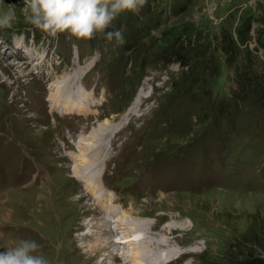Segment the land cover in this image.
<instances>
[{
    "label": "rangeland",
    "instance_id": "1",
    "mask_svg": "<svg viewBox=\"0 0 264 264\" xmlns=\"http://www.w3.org/2000/svg\"><path fill=\"white\" fill-rule=\"evenodd\" d=\"M9 5L17 18L0 29V251L31 239L49 264H120L125 249L114 221L134 209V217L157 223L155 236L144 232L143 239L161 233L174 250L188 253L170 264H235L248 247L264 257V105L233 102L219 115L236 90L221 52L214 51L220 75L205 89L195 87L196 98L180 93V64L158 55L200 33L207 44L223 29L238 38L242 19L252 18L242 47L264 73V0H148L107 29H124L120 45L102 33L50 35L25 22L23 0H0V12ZM80 70L82 96L90 99L79 102L90 112L54 109L50 93ZM207 89L210 106L200 105ZM130 108L136 115L123 122ZM107 120L112 127L97 133L98 168L86 175L101 177L102 188L115 193L123 209L113 214L84 190L68 156Z\"/></svg>",
    "mask_w": 264,
    "mask_h": 264
},
{
    "label": "trees",
    "instance_id": "2",
    "mask_svg": "<svg viewBox=\"0 0 264 264\" xmlns=\"http://www.w3.org/2000/svg\"><path fill=\"white\" fill-rule=\"evenodd\" d=\"M262 22L264 23V16ZM251 28L252 18H243L238 29V38L228 30L223 29L221 35L215 38L216 42L214 44L216 43V47L213 49V53L214 44H207L202 40L203 34L200 33L185 39H178L172 46L163 49L158 55L161 61L167 65L180 64L185 71L182 73L181 92L180 90L179 92L184 94L183 96L194 94L192 98H196L199 93L194 90L195 87L200 88V90L205 89L211 80L220 75V60L214 55V51L221 52L225 56L226 66L235 72L236 90L232 91V100L225 99L221 106L217 108L219 115L225 114L233 102L253 101L256 104L264 105V73L258 69V57L248 48L243 49L242 47L250 41ZM260 33L263 37L264 27ZM151 43V41H148L146 46L142 44V47H145L143 52L146 51V48L149 49L148 46ZM136 46L139 47L140 45L136 43ZM135 47L131 48V51L136 49ZM262 47H264V43H262ZM140 56L141 54L138 57L141 64V62L144 63V60ZM178 85L179 83L176 84V86ZM210 93L208 89L204 91L203 96L201 95L202 97L198 100L200 105L203 103L210 106L209 102L206 103L207 99L210 101ZM234 260L236 261L235 264H264V257L259 256L252 247H248L246 251L238 252Z\"/></svg>",
    "mask_w": 264,
    "mask_h": 264
},
{
    "label": "bare ground",
    "instance_id": "3",
    "mask_svg": "<svg viewBox=\"0 0 264 264\" xmlns=\"http://www.w3.org/2000/svg\"><path fill=\"white\" fill-rule=\"evenodd\" d=\"M81 75L83 74L80 70V74L79 73L77 74L76 72L73 77L68 78L69 80L68 79L66 80L65 77V80L59 82L58 85L56 86L57 91L56 92L52 91V93H50L51 95L50 100L52 101L51 104L54 105V109L57 107H61L66 112H72V113L75 111L90 112V108L88 107V105L86 106L84 103L81 104L79 102L80 100L82 101L84 99L82 95H84L85 93V91H83L81 89V86L79 85L80 82H82ZM66 87L67 89H65ZM54 88L55 85H52V89ZM86 96H87V100H89L90 95H86ZM140 97L142 96H139V100ZM135 110L136 108H130L128 112L124 115L123 122L130 120L131 116L136 115ZM103 126L104 128L102 129L99 128V130L98 128L93 129L91 135L87 136V139L79 140L77 142V147L80 148L79 153H75V154L72 153L68 156H70V158H72L74 161V167L72 168L73 169L72 171L76 178H82L80 180L84 184L83 186L84 190L87 193H91L93 195L95 199L94 202L96 203L97 206H100L101 208L103 207L105 209H110L111 211H109L108 213L113 214L118 210L120 211L123 209L121 205L117 204L115 193L114 195H112L111 193L105 190V187L102 188L103 185H101V182L99 181L101 177L97 178L92 174L86 175L87 172L93 170L95 171L96 170L95 168H98V166L95 167L96 159L93 157V155L96 154V152H98V142L100 141V135L98 134L101 133V131H104L108 126L112 127V122L107 120ZM79 137L83 138L82 135ZM113 141L114 139H112V142ZM102 149H104L103 152H105V148L103 147ZM81 173L84 174V177L81 176ZM121 212H122V216H120L117 221H114L116 223L117 232H119L122 236V240H119V242L117 241V244L120 245V242L123 241L122 244L124 243L125 245L123 246L125 250L123 251V253H121L119 258L121 259L120 264H128L127 262H136V264H170L175 262L177 258L185 257L188 255L187 252L174 250L173 246L170 245V239L166 238L167 234L164 236L166 239L161 238V233L158 234L156 240V238L154 237L155 235L153 230L157 226V223H152L147 220H143V218L134 217V214L136 212L134 209L132 211L130 209L129 210L126 209V210H122ZM168 226L169 229H167L168 230L167 233L169 232L170 229H171L170 233H173V231L175 230L172 229L173 226L172 225H168ZM110 231L112 232L113 230L111 229ZM144 232H148L149 234L154 235L151 238L155 240L151 238L143 239L142 236ZM106 243L110 244L108 242ZM100 247H102V245H99L97 249H100ZM127 249L129 250L128 253H127Z\"/></svg>",
    "mask_w": 264,
    "mask_h": 264
},
{
    "label": "clouds",
    "instance_id": "4",
    "mask_svg": "<svg viewBox=\"0 0 264 264\" xmlns=\"http://www.w3.org/2000/svg\"><path fill=\"white\" fill-rule=\"evenodd\" d=\"M148 0H23L21 13L27 24L50 35L70 33L78 39H92L102 33L116 45L126 43L123 28L113 21L124 12L138 13ZM17 18L15 5L0 12V29L11 28ZM0 251V264H49L37 254L41 245L35 240L18 239Z\"/></svg>",
    "mask_w": 264,
    "mask_h": 264
}]
</instances>
